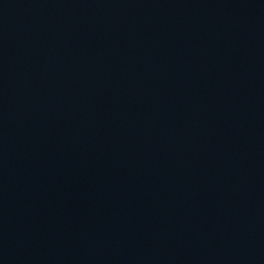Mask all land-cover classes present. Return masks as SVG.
<instances>
[{
  "label": "water",
  "instance_id": "95a60500",
  "mask_svg": "<svg viewBox=\"0 0 264 264\" xmlns=\"http://www.w3.org/2000/svg\"><path fill=\"white\" fill-rule=\"evenodd\" d=\"M0 264H264V0H0Z\"/></svg>",
  "mask_w": 264,
  "mask_h": 264
}]
</instances>
